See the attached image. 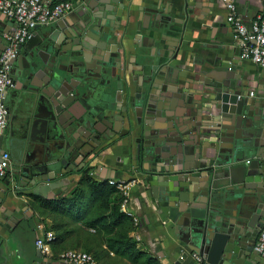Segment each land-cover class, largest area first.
<instances>
[{
	"label": "crops",
	"instance_id": "1",
	"mask_svg": "<svg viewBox=\"0 0 264 264\" xmlns=\"http://www.w3.org/2000/svg\"><path fill=\"white\" fill-rule=\"evenodd\" d=\"M42 1L52 5L63 0ZM70 1L74 10L36 28L34 39L21 46L13 63L15 87L8 93L10 118L2 145L8 163L0 180V264L60 261L59 253L66 248L52 246V254L45 256L36 247L37 237L48 230L50 220L47 225L41 220L34 201L69 195L82 171L97 180L124 183V190L116 185L125 192L121 210L135 218L131 234L145 254L134 262L110 250L103 236L85 225L79 212L66 216L69 229L76 230L67 238L71 248L95 252L101 264H197L193 254L200 248L188 241L189 228L182 225L177 230L163 208L185 203L204 206L211 213L212 204L201 200L207 199L203 194L207 182L200 175L206 174L209 155L216 148L221 147L227 158L226 132H235L250 149L247 156L240 153L238 162L219 165L222 159L212 161L216 183L221 189H230L218 199L217 209L232 217L255 199V190L238 179L245 166H252L251 176L264 171V69L240 58L225 8L218 0H111L113 8L117 1L126 7L117 28L125 46L115 49L122 60L110 90L102 79L88 76L90 68L85 64L81 70L77 68L84 61H72L92 51L81 43L85 34L79 28L82 3ZM235 3L246 24L264 12V0ZM17 26L15 19L0 11V55L7 44L5 33ZM55 53L59 59L52 62ZM83 70L78 81L75 78ZM61 75L74 78L76 91L67 82L62 84ZM117 83L122 87L124 111L114 108L118 105L114 96ZM60 92L68 94L63 103L56 98ZM238 99L244 100L239 113ZM117 115L124 120L117 121ZM259 117L263 119L253 121ZM121 127L129 133L119 137ZM114 133L110 139L102 138ZM154 135L163 140L157 141ZM99 137L102 144L93 147ZM209 142L212 146L206 147L204 143ZM174 150L178 155H173ZM53 164H57L55 172L48 169ZM67 165L74 169L57 177ZM17 169L27 173L17 175ZM162 175L179 176L160 184L156 178ZM46 176L50 182L34 183L37 177ZM39 186L42 189L37 193ZM260 191L264 199V190ZM184 193L192 199L183 201L180 194ZM260 205L264 210V200ZM7 212L18 221L9 229ZM252 256L242 262L256 264L254 249Z\"/></svg>",
	"mask_w": 264,
	"mask_h": 264
},
{
	"label": "water",
	"instance_id": "2",
	"mask_svg": "<svg viewBox=\"0 0 264 264\" xmlns=\"http://www.w3.org/2000/svg\"><path fill=\"white\" fill-rule=\"evenodd\" d=\"M79 2L82 3V12L79 13V17L81 19V25L79 28L83 29V32H85L83 38L81 39V43L84 48L92 51V54L84 52L82 55H80V57L82 58H76L72 61H84V63L82 64H76L77 68L79 66V70H81L85 64L86 67L90 68L88 76L102 79L103 83L109 84L111 90V88H113V77L117 75L115 69L117 68V66H121L122 60V57L120 55L121 53L115 52V49H122L125 46L124 36L122 39L121 37H118L117 28L122 23L126 4L117 1V8H113V6H111V0H98L99 3L90 0H80ZM41 26L42 25L39 24L36 26V28H39ZM75 34H77V32H75ZM34 36L35 34L26 43L33 40ZM50 58L52 62H57L59 59V53H55ZM115 58L117 60H115ZM64 65H66V63H64ZM63 70L68 71V66H63ZM76 71L77 69L72 70V72ZM84 74V70L82 72L79 71V77L75 79H78V81H80V78H83ZM63 76H59L62 81V84H64V82H67L71 86L72 90L76 91L77 85L75 84L76 82L74 78L66 79ZM116 89L117 92H115L114 96L117 101L116 104L118 105H116L114 108L118 111H124L127 109V107L124 106L123 93L120 91L122 90V87H119L118 83L116 84ZM67 95V93L60 92L56 98L58 102L63 103V97H67ZM253 103L254 110L255 102ZM243 104V99L237 100L236 110L238 113L240 112L239 109H241ZM260 112L258 113L260 114ZM223 116H228V113L223 112ZM262 119L261 117L253 118V121H261ZM116 120L123 121L124 117L122 115H117ZM253 123L256 127V123ZM119 126L120 124L116 123L115 128H118ZM117 130L119 129H116L115 131ZM128 133L129 129H124L122 127L118 131L119 137L127 135ZM114 135L115 133L113 135L111 134V136H102V138L107 140L113 137ZM154 138L157 139V141L163 140L158 139L159 135H154ZM220 138L217 141L220 142ZM103 139H100L99 137L97 140H95V144H92L93 147H95L96 145L100 146L102 144ZM4 140L5 135L3 134L0 140L1 147L4 143ZM224 140L226 141L225 149L228 152L227 158H223V150L221 147L216 148L215 151L211 152L209 155V165L206 169L208 174L206 172V174L200 175L201 177H203L202 180L207 182V184H204L205 188L203 190V194L207 196V199L201 200L204 203L210 202L212 204L211 213H208L207 208L204 206L186 205L185 203H170L168 207L163 208L164 212L168 214L170 219L176 224L177 230H179L182 225H185L189 228L187 239L189 242L194 244L193 246H197L200 248L201 252H198L203 256L204 259L202 264H244L242 262V259L248 261L249 258L253 257L252 247L254 246V243H252L250 240H254L255 242L256 234L259 230L258 228H260L259 226H261V224L263 223L262 220H264V210L260 205V203H262V201L264 200L263 195L260 191L264 190V178L262 177V175H264V171H262L259 176H251L253 173L251 170V165L247 166V168L245 166V169L243 168L241 169V171L238 167H234V169L236 172L240 171L238 181H245V186L247 188L255 190V199L248 202L243 209H241L232 217L226 216L225 214H223L222 211L217 209L218 199L220 198V196H223L225 194V191H228L230 189H228L227 187L221 189V186L216 183L214 179V169L212 161L222 159L223 164L219 165L238 162V160L240 159V153H243L244 156H247L250 149V147H248L247 142L239 139L235 132L233 134H231L230 132H226V134H224ZM212 144L211 142L204 143L206 147H211ZM165 148L166 147L164 146L163 148H161V150ZM173 155H178L175 150L173 152ZM165 157L168 158V160H171V164L174 165L176 163V159H170L169 156ZM211 163L212 165H210ZM56 165L57 164L48 166V169H53V171L55 172ZM178 165L179 167L181 166L180 163ZM73 169L74 167L69 168V166L67 165L65 167V170L57 173V177H60L62 174L65 175ZM173 170L174 167L172 171ZM16 173L17 175H20L27 172L26 170L24 172V170L21 171L20 169H17ZM176 176L178 177L179 175H162L161 178L156 179L159 181L160 184H166L168 180L176 179ZM53 177H55V175ZM190 179L195 180V178ZM42 181L48 182L49 177H37L34 183L37 184ZM51 184L53 188L56 187L54 183ZM41 189V186H39L36 189V192L40 193ZM180 198L183 201H188L192 199V197L190 198V195L185 193L180 194ZM7 214L9 215V219H7L5 225L9 229L14 225L13 222L18 221L13 219L10 213L7 212ZM2 242L3 239H0V245L2 244ZM194 250L196 249L194 248ZM258 258L259 257L257 255V261ZM44 261L46 262L47 259ZM42 264L44 263L42 262ZM53 264L65 263L62 261H57Z\"/></svg>",
	"mask_w": 264,
	"mask_h": 264
},
{
	"label": "built area",
	"instance_id": "3",
	"mask_svg": "<svg viewBox=\"0 0 264 264\" xmlns=\"http://www.w3.org/2000/svg\"><path fill=\"white\" fill-rule=\"evenodd\" d=\"M218 1L223 3L225 8L226 21L231 25L233 38L240 48V58L250 60L264 69V12L256 14L250 23L246 24L237 13L235 0ZM74 8L75 4L70 0L52 5L42 0H0V11L18 23L17 28L5 33L7 44L0 55V140L9 122L10 109L7 99L10 89L15 86L13 63L19 55L20 47L33 37L37 25H50L70 14ZM250 94L253 95V92ZM7 163L0 144V180L6 175ZM111 183L123 190L125 188L122 182L112 180ZM54 236V231L47 230L37 237L36 247L43 255L52 254L51 241ZM253 249L259 257L256 264H264V226L257 235ZM193 257L197 264L204 261L200 253H194ZM58 259L68 264H101L92 252L75 248L60 252Z\"/></svg>",
	"mask_w": 264,
	"mask_h": 264
},
{
	"label": "trees",
	"instance_id": "4",
	"mask_svg": "<svg viewBox=\"0 0 264 264\" xmlns=\"http://www.w3.org/2000/svg\"><path fill=\"white\" fill-rule=\"evenodd\" d=\"M124 198L125 195L116 185L97 180L88 171H82L69 195L38 198L34 201V209L39 212L43 222L50 220V225H46L48 230L55 233L51 241L53 247H72L67 243V238L76 230L69 229L66 216L79 212L85 225L101 234L110 250L137 262L145 253L138 248L137 239L131 234L136 228L135 218L121 210ZM94 255L97 257L95 252ZM149 260L153 262L152 257Z\"/></svg>",
	"mask_w": 264,
	"mask_h": 264
},
{
	"label": "flooded vegetation",
	"instance_id": "5",
	"mask_svg": "<svg viewBox=\"0 0 264 264\" xmlns=\"http://www.w3.org/2000/svg\"><path fill=\"white\" fill-rule=\"evenodd\" d=\"M63 262V261H62ZM65 263V262H64ZM65 264H68V263H65Z\"/></svg>",
	"mask_w": 264,
	"mask_h": 264
}]
</instances>
